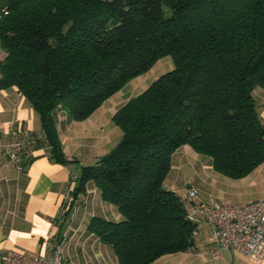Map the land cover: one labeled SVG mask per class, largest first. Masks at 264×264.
<instances>
[{
    "label": "trees",
    "instance_id": "16d2710c",
    "mask_svg": "<svg viewBox=\"0 0 264 264\" xmlns=\"http://www.w3.org/2000/svg\"><path fill=\"white\" fill-rule=\"evenodd\" d=\"M0 45V90L16 86L27 98L44 133L35 147L51 146L62 163L69 159L58 110L86 120L171 56L174 68L114 113L120 140L82 167L73 190L77 197L94 181L122 213L120 221L95 216L89 225L119 264H150L194 244L189 200L165 186L181 146L231 178L264 162L253 94L264 88V0H0ZM29 152L26 144L22 168Z\"/></svg>",
    "mask_w": 264,
    "mask_h": 264
},
{
    "label": "crops",
    "instance_id": "0c3cea01",
    "mask_svg": "<svg viewBox=\"0 0 264 264\" xmlns=\"http://www.w3.org/2000/svg\"><path fill=\"white\" fill-rule=\"evenodd\" d=\"M5 57L0 45V63ZM148 81L142 80L141 87L126 85L83 121H69L66 112L58 110L57 127L69 159L66 163L53 158L51 146L35 147V139L44 138L40 117L18 88L0 90V264L9 249L50 257L54 243L63 236L67 237L63 264H119L113 246L89 230V225L95 216L120 221L122 213L102 198L94 181H89L77 197L73 190L82 167L91 165L84 161L96 163L118 143L122 134L116 124L111 125L112 117L126 101L147 88ZM253 94L264 120V88L256 87ZM12 137L24 140L30 148L28 156L32 161L24 168H18L4 151ZM197 153L188 144L177 149L165 179L168 189L187 198L186 188H194L198 191L195 202L227 199L242 205L264 199V162L247 176L231 178L215 170L209 156ZM187 204L193 206L191 201ZM74 207L75 214L66 216ZM197 217L194 244L150 264H264V260L256 263L238 251L215 245L211 223L202 212Z\"/></svg>",
    "mask_w": 264,
    "mask_h": 264
},
{
    "label": "built area",
    "instance_id": "2783aa9c",
    "mask_svg": "<svg viewBox=\"0 0 264 264\" xmlns=\"http://www.w3.org/2000/svg\"><path fill=\"white\" fill-rule=\"evenodd\" d=\"M11 139L5 144V153L21 169V150L26 143L24 140L16 139L14 142ZM186 189L187 198L193 203L189 208L188 218L199 223L197 214L204 213L212 225V240L215 245L238 251L256 263L264 260V199L242 205L232 204L227 199L195 202L198 191L189 187ZM75 212L74 207L71 215ZM196 233L197 229L194 235ZM66 242V236L55 242L50 257L33 256L18 249H9L1 264H63V248Z\"/></svg>",
    "mask_w": 264,
    "mask_h": 264
},
{
    "label": "rangeland",
    "instance_id": "374dc122",
    "mask_svg": "<svg viewBox=\"0 0 264 264\" xmlns=\"http://www.w3.org/2000/svg\"><path fill=\"white\" fill-rule=\"evenodd\" d=\"M174 68V62H173V60H172V58H171V56H166V57H163V58H161L159 61H157V63L152 67V69L151 70H149L147 73H145L144 75H142V76H140L141 78H139V76L138 77H136L135 79H133L130 83H128L127 84V86H126V88H129L130 87V85L132 84V85H136V86H139V87H141V81L143 80L144 82L147 80H149L148 82H147V85H149L155 78H157L158 76H160L161 74H163V73H165V72H167V71H169V70H172ZM152 76H154V79H150V77H152ZM138 82H140V83H138ZM126 88H124V89H126ZM132 91V90H131ZM101 109V108H100ZM111 125H113V126H115V123L114 122H112V124ZM117 127V129L119 130V132L122 134V131H121V129L118 127V126H116ZM118 140V139H117ZM10 141H14V142H16L17 140L16 139H14V137H12V139L10 140ZM198 154V153H197ZM198 155H200V154H198ZM86 164H95V161H87V160H85L84 161ZM185 174L187 175V176H189L188 174H189V172L187 171V172H185ZM190 181L192 180L191 178L189 179Z\"/></svg>",
    "mask_w": 264,
    "mask_h": 264
}]
</instances>
